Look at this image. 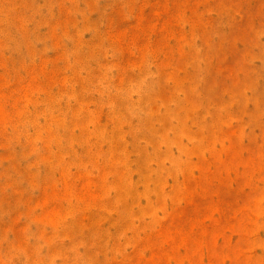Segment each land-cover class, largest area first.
Wrapping results in <instances>:
<instances>
[{
	"label": "rangeland",
	"instance_id": "374dc122",
	"mask_svg": "<svg viewBox=\"0 0 264 264\" xmlns=\"http://www.w3.org/2000/svg\"><path fill=\"white\" fill-rule=\"evenodd\" d=\"M0 264H264V0H0Z\"/></svg>",
	"mask_w": 264,
	"mask_h": 264
}]
</instances>
